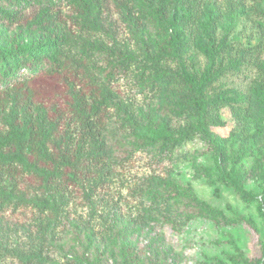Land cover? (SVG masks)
<instances>
[{
	"label": "trees",
	"instance_id": "1",
	"mask_svg": "<svg viewBox=\"0 0 264 264\" xmlns=\"http://www.w3.org/2000/svg\"><path fill=\"white\" fill-rule=\"evenodd\" d=\"M184 1L155 0L152 8L139 0L114 1L135 38L153 51L152 66H139L128 49L118 50L96 39L94 34L108 22L104 19L106 0H0V27H4L0 31L4 36L0 42L1 207L55 217L58 201H65L66 194L80 186L91 195L94 183H104L112 162L138 151L154 152L161 158L183 141L210 131L208 118L226 100L208 99L200 82L212 83L217 75L208 69L199 80L168 65L182 52L184 32L176 19L168 23L167 12L172 3L180 11ZM25 9L33 11L24 15ZM67 24L83 34L76 44ZM71 47L74 53L68 50ZM198 47L210 58L219 54L213 47ZM130 77L140 91L158 94L157 116L147 119L144 126L106 89ZM50 80L62 91L46 93L43 84ZM247 104L251 121L264 127V77ZM183 115L190 117V123L172 128ZM229 185L243 198L253 199L243 186ZM136 195L147 198L152 213L175 228L178 219L215 213L207 202L198 204L191 188L170 179L150 182ZM241 221L256 228L246 217ZM51 229L37 231L49 234ZM89 246L80 256L83 263L102 264L97 249ZM13 257L19 264H59L37 252L15 251ZM126 260L127 264H146L131 247ZM150 264L170 263L163 256Z\"/></svg>",
	"mask_w": 264,
	"mask_h": 264
},
{
	"label": "rangeland",
	"instance_id": "2",
	"mask_svg": "<svg viewBox=\"0 0 264 264\" xmlns=\"http://www.w3.org/2000/svg\"><path fill=\"white\" fill-rule=\"evenodd\" d=\"M106 1L108 22L94 34L96 39L118 50L128 49L139 66H152L151 47H143L135 38L124 16L115 10V0ZM139 3L152 8L155 0ZM179 7L177 11L172 3L167 17L169 24L176 19L183 29L184 45L180 56L168 65L199 80L208 69L217 75L212 83L200 82L208 99L226 100L208 118L210 131L183 141L161 158L138 151L112 162L111 173L104 183H94L91 195L88 188L79 186L65 195V201L59 200L56 218L0 206V264H19L15 251L42 253L59 264H85L80 256L89 243L102 264H127L129 247L146 264L163 256L170 264H264V127L246 112L248 96L264 77V0H185ZM31 11L25 9L23 14ZM66 29L72 33L73 44L83 36L70 24ZM199 44L219 54L210 58ZM68 50L74 53L72 47ZM43 86L48 94L62 91L54 80ZM106 89L141 126L156 118L158 94L140 91L132 77ZM190 120L183 115L172 128L185 127ZM155 179L191 188L198 204L207 202L215 213L178 219L176 228L169 225L152 213L147 198L136 195ZM230 183L243 186L253 199L243 198ZM242 217L256 228L241 221ZM48 226L49 234L37 231Z\"/></svg>",
	"mask_w": 264,
	"mask_h": 264
}]
</instances>
